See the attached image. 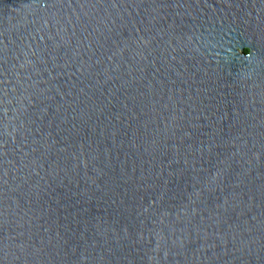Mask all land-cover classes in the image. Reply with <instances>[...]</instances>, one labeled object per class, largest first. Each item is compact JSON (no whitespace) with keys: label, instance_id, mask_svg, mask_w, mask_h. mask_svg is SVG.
<instances>
[{"label":"water","instance_id":"water-1","mask_svg":"<svg viewBox=\"0 0 264 264\" xmlns=\"http://www.w3.org/2000/svg\"><path fill=\"white\" fill-rule=\"evenodd\" d=\"M0 264H264V0H0Z\"/></svg>","mask_w":264,"mask_h":264},{"label":"trees","instance_id":"trees-1","mask_svg":"<svg viewBox=\"0 0 264 264\" xmlns=\"http://www.w3.org/2000/svg\"><path fill=\"white\" fill-rule=\"evenodd\" d=\"M247 52H248L247 50L244 51V53H247Z\"/></svg>","mask_w":264,"mask_h":264}]
</instances>
